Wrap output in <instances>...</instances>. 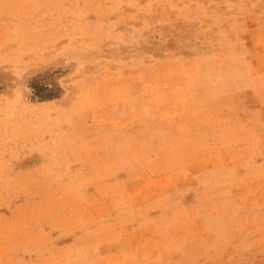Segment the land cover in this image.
<instances>
[{"label": "rangeland", "instance_id": "1", "mask_svg": "<svg viewBox=\"0 0 264 264\" xmlns=\"http://www.w3.org/2000/svg\"><path fill=\"white\" fill-rule=\"evenodd\" d=\"M0 264H264V0H0Z\"/></svg>", "mask_w": 264, "mask_h": 264}, {"label": "crops", "instance_id": "2", "mask_svg": "<svg viewBox=\"0 0 264 264\" xmlns=\"http://www.w3.org/2000/svg\"><path fill=\"white\" fill-rule=\"evenodd\" d=\"M180 66H184V64H181ZM195 80V79H194ZM184 81H186L185 79L183 78H177L175 79L174 83L173 84H170L171 86H178L179 89L182 88V91L183 93H185V90L188 91V92H196L198 89H199V85H202L203 83H201V81H191V83H185ZM220 83H216V85H218V89L217 88H211L213 87V85H215V83H204L203 86L201 87V89H203L204 91H207L210 95L212 94H215L216 92H218V94L222 95L221 91H223V95L224 96H232L233 94H231L232 92V88L228 89L229 87L233 86L236 84L235 80L232 81L231 79L229 78H224V79H221V81H219ZM163 84V83H162ZM187 86V87H185ZM207 87V88H205ZM177 89V88H176ZM233 91L235 92V89H233ZM240 94H242V91H239ZM193 93V94H194ZM239 94V95H240Z\"/></svg>", "mask_w": 264, "mask_h": 264}]
</instances>
